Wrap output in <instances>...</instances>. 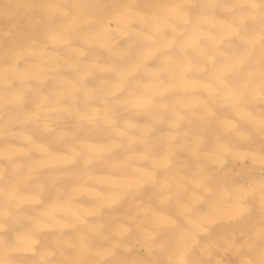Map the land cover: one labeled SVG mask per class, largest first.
Wrapping results in <instances>:
<instances>
[{
	"label": "bare ground",
	"instance_id": "1",
	"mask_svg": "<svg viewBox=\"0 0 264 264\" xmlns=\"http://www.w3.org/2000/svg\"><path fill=\"white\" fill-rule=\"evenodd\" d=\"M6 66L9 65H5L1 74L10 78L13 75ZM259 101L230 98L223 101L228 105L222 106L226 109L222 108V112L217 107L225 104L217 101L200 109H187L188 112L176 107L154 109V114L139 110L135 118L130 110L125 113L127 116L120 114L122 118L117 120L90 118L71 126L57 123L48 133L44 131L49 127L47 123L40 127L34 124L29 129L6 130L5 134L13 136L15 141L4 140L5 137L1 138L4 133L0 134V264H226L227 259L216 257V250L223 246L230 256L250 255L257 258L253 259L255 264H263L264 229L258 224L262 223L260 217L264 214V159H259L264 151L257 157L249 153L257 151L251 149L255 145L264 150L261 111L264 102ZM208 109V112L213 109H216L214 113L218 112L210 114L215 123L228 120L227 114L239 116L241 120L232 116L229 120H240L242 130L236 125V131L234 127L229 136L226 132L230 130L223 133L217 130L218 123L210 121L204 126L198 118L190 122L192 117L203 116ZM204 117L199 119L208 120ZM42 132L48 137L44 133L37 137ZM242 133L246 137L237 143L242 146L235 147V140ZM233 143L236 145L230 146ZM244 144L245 148L251 145L250 150L244 148L243 152L249 151L250 157L243 156L242 151H239L241 155L232 154ZM217 151L232 153L219 155ZM189 186L194 188L191 190ZM149 205H153L148 207L151 217L144 214ZM177 232L188 242H171L168 250L167 240L174 234L172 237L179 239ZM250 232L255 240L247 236ZM162 248L167 251L161 253Z\"/></svg>",
	"mask_w": 264,
	"mask_h": 264
},
{
	"label": "rangeland",
	"instance_id": "2",
	"mask_svg": "<svg viewBox=\"0 0 264 264\" xmlns=\"http://www.w3.org/2000/svg\"><path fill=\"white\" fill-rule=\"evenodd\" d=\"M251 1L254 2V5ZM260 1L0 0V80L2 81L0 82V134L4 133L1 138L4 139L5 137L4 140L11 141L9 139H13L15 141V138H12L13 136L5 134L6 130L10 128H15L16 130L17 128L29 129L34 124L40 127L42 124L47 123L49 127L44 131L48 133L56 127L57 123L71 126L90 118L92 120H97V118L106 120L113 118L117 120L124 117L125 113L130 110L129 113H133L135 118L138 116L135 113H138L139 110L146 114L148 112L149 114H154L155 110H166L170 107L175 109L176 107L186 112L187 109L191 110V108L200 109L213 101L225 104L223 101L230 98L233 100H260L259 102L263 103L264 0ZM168 6L169 8L171 6V8L168 9ZM198 17L201 20H197ZM104 19L106 22L103 21ZM139 24H144V27ZM188 26L190 27L188 28ZM65 30L67 31L65 32ZM58 32L62 36H59ZM163 42L165 43L164 45ZM19 53H21V56ZM53 56L56 58L54 59ZM20 63L22 66H20ZM150 64L151 66H148ZM5 65H9L8 67L6 66V70L13 75L10 78L7 76L8 79L3 76L4 74H1V72L5 71ZM69 75H72V78ZM47 83H50V85H47ZM200 91L203 92L201 93ZM24 92L27 93L25 94ZM11 98L15 101H12ZM26 102L29 103L26 105ZM128 105L130 106L128 107ZM227 105L217 107L221 108V110L215 108L222 112V106ZM262 105L261 108H264V104ZM216 109L213 110L215 111ZM225 110L223 108V111ZM208 111L209 109L202 114L203 116L198 114L196 117H192L190 122L198 118L203 125L207 122L210 123V121L214 124L215 121L211 120L210 114L213 116L218 112ZM261 111H263L262 117L264 120V109ZM55 113L57 116H55ZM257 113L261 114L260 111ZM120 114H122V117H120ZM132 115H129V117L133 118ZM140 116L141 114H139ZM204 116L208 118V120L205 119L206 122L204 119V121L200 120ZM226 116H230L228 120L227 118L223 119L220 123L216 121L218 124H215L220 126L217 129L218 131L221 130L219 131L220 133L230 130V132H226L229 135L234 127L235 129L233 130L236 131V125L240 126L241 118L232 114H227ZM231 116L239 118L240 120H237L239 122H236L235 118H233L234 121L229 120V118H232ZM13 118L15 119L13 120ZM198 120L196 119L195 121L197 122ZM242 126L245 130V125ZM239 128L241 129V126ZM218 131L216 132L219 134ZM43 133L38 134L37 137H40ZM43 135L48 137L45 133ZM244 137L246 135L242 133L240 139H236L235 143H242L245 139ZM221 138L220 140H222ZM232 139L234 140L233 137ZM238 144L235 146L233 143L230 146H242ZM256 146L259 147L255 145V148H251L250 145L245 148L244 144L243 148L241 147L242 150H234L235 153L234 151H232L233 153L231 151L230 153H221L219 151L216 153L219 155L242 154L244 156L249 151L243 152L251 148L252 150L255 149L253 151H256V149L257 151L255 153L250 151L251 155H247L252 156L253 154V156L257 157L264 150L259 147V151ZM239 151H242V153L240 154ZM262 153L259 155L260 161H263L261 157L264 159ZM235 158L232 160H235ZM244 161L248 160L244 159ZM256 163H259L258 159ZM260 163L261 166L262 162ZM262 167H264V161ZM186 185L188 187V184ZM189 187L191 189V186ZM152 206L149 205L147 208ZM149 208L147 211L145 209L142 210V212L144 213L145 211L144 214L151 217ZM260 220L262 223H260L261 221L258 222L260 223L258 226L260 229H264V214L261 215ZM176 234L179 239L173 238L175 234L172 235L173 237L170 236L172 239L168 238V244L165 248H168L171 242H175L174 244H176V241L179 243V240H183L185 243L188 242L184 236H180L181 232ZM251 234L252 232L247 234L249 239L254 238ZM165 248H162L161 253L167 251ZM169 248L171 247L169 246ZM169 248L168 250H170ZM220 249L222 252L225 250L224 246L219 247V251L216 250V257L218 259H227L226 264H255L253 259H257L250 255L244 258L237 253L230 256L231 253L228 249L225 250L226 252L224 251L225 254H222ZM225 255L229 257L226 258ZM250 260H253V263Z\"/></svg>",
	"mask_w": 264,
	"mask_h": 264
}]
</instances>
